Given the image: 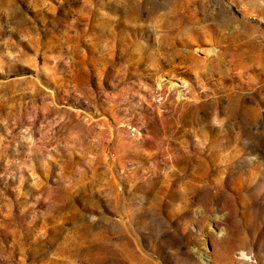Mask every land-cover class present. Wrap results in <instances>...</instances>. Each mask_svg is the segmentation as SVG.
<instances>
[{"label": "rangeland", "instance_id": "374dc122", "mask_svg": "<svg viewBox=\"0 0 264 264\" xmlns=\"http://www.w3.org/2000/svg\"><path fill=\"white\" fill-rule=\"evenodd\" d=\"M0 264H264V0H0Z\"/></svg>", "mask_w": 264, "mask_h": 264}]
</instances>
